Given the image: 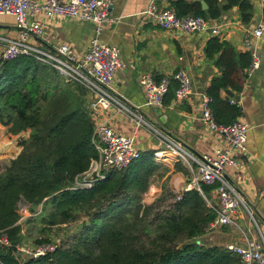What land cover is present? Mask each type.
<instances>
[{
    "label": "trees",
    "instance_id": "16d2710c",
    "mask_svg": "<svg viewBox=\"0 0 264 264\" xmlns=\"http://www.w3.org/2000/svg\"><path fill=\"white\" fill-rule=\"evenodd\" d=\"M167 1L178 16L210 19L237 6L245 23L253 9L249 0H204L205 10L200 0ZM205 54L217 55L221 71L206 90L208 106L216 124L229 125L240 116V107L221 92L241 91L250 52H237L231 43L212 37ZM89 104L82 84L66 80L34 56L20 54L0 64V123L12 135L27 134L19 154L0 170V235L8 241L0 243V264H242L226 246L200 239L216 216L214 205L207 203L216 184L173 195V204L160 212H154L153 203L143 204L151 177L162 167L154 152L141 153L121 170H108L89 188L74 187L98 156ZM21 201L30 212L41 206L37 216L43 224L67 223L80 215L88 219L67 244L40 256L22 255L17 250Z\"/></svg>",
    "mask_w": 264,
    "mask_h": 264
},
{
    "label": "crops",
    "instance_id": "0c3cea01",
    "mask_svg": "<svg viewBox=\"0 0 264 264\" xmlns=\"http://www.w3.org/2000/svg\"><path fill=\"white\" fill-rule=\"evenodd\" d=\"M150 1H112L109 11L116 20L104 26L100 34L101 40L120 50L124 64L115 75L112 89L127 107L140 114L152 128L183 144L193 158L213 156L216 148L225 146L223 136L210 131L200 119L202 100L207 96L206 90L211 80L221 74L215 64L217 55L207 57L205 54L208 40L217 37L220 41L231 43L237 52L255 50L260 56L261 66L250 77L243 70L240 92L227 88L239 96L238 101L225 92L227 89L221 92L223 98L229 97L230 102L233 101L231 103L236 102L240 107L241 114L237 119L248 124L247 152H234L238 164L225 166L224 175L243 197L252 211L253 219L242 208L233 215L234 223L216 225L200 239L209 240H206L207 245L227 246L244 244L246 236L264 243V0H249L253 9L248 23L241 20L237 6L217 18H207L209 24L219 26V35H213L209 30L185 33L163 29L144 14ZM153 1L159 8H170L167 0ZM205 4L207 9L208 4ZM37 18L44 26L46 39H31V43L48 52H52L60 43L70 45L78 54L86 50L93 35L92 23L73 18H46L42 14H38ZM259 26L263 30L261 37H252V31ZM15 35V18L0 14V36ZM179 69H186L189 73L193 93L181 101L177 100L174 95L176 86L172 82L173 88L169 93L167 90L162 106L147 105L139 77L149 73L158 80ZM99 119L108 121L120 133L133 135L140 153H152L164 147L153 129L136 126L125 114L117 112L113 107L101 110ZM26 136V132L12 135L7 126L0 123L1 166L19 154V143ZM171 161L163 165L168 169L164 176L153 175L151 178L156 181L149 186L148 194H152L153 198L159 194L164 182L168 183L171 191L180 193V190L185 191L190 181L189 166L181 160ZM155 162L162 163L157 160ZM189 164L196 168L194 159L189 158ZM210 200L217 206L214 189L210 192Z\"/></svg>",
    "mask_w": 264,
    "mask_h": 264
},
{
    "label": "built area",
    "instance_id": "2783aa9c",
    "mask_svg": "<svg viewBox=\"0 0 264 264\" xmlns=\"http://www.w3.org/2000/svg\"><path fill=\"white\" fill-rule=\"evenodd\" d=\"M112 1L0 0V14L13 16L16 29L15 36H0V64L20 54L34 56L37 60L53 66L66 80H74L82 84L90 96L89 110L94 124L93 143L98 156L91 159L87 170L76 179L74 187L89 188L95 181L103 179L106 171L121 170L141 155L133 135L120 133L108 121L99 119L101 110L113 107L117 112L125 114L136 126H146L155 131L164 145L162 149L153 153L155 160L162 163H169L171 159L181 160L189 166L191 176L185 190L195 188L201 192V184H216L214 190L217 206H211L216 216L209 225L210 229L216 225L234 223L233 215L242 208L253 219L252 211L247 207L243 197L224 175L225 166L238 164L234 152H247L248 124L245 121L236 119L229 125L216 124L208 106L209 99L205 96L202 100L200 119L210 131L218 132L223 136L225 146L216 148L213 156L203 155L195 159L183 144L152 128L140 114L127 107L114 93L112 84L115 75L124 64L120 57V50L100 38L103 27L116 20L109 11ZM38 14L46 18H73L77 21L92 23L93 35L86 50L78 54L70 45L60 43L52 52H48L31 43V39L40 41L46 39L44 26L37 18ZM144 14L166 30L185 33L209 30L213 35L220 33L219 26L209 24L205 17L193 14L178 16L171 8H159L153 0L149 2ZM262 31V27L259 26L252 31L251 35L254 38H260ZM250 55V62L245 68L247 77L261 66L259 54L255 50H250ZM172 81L176 83L174 95L177 100L181 101L193 93L192 79L186 69H179L158 80L152 74H142L139 77V83L143 88L145 103L149 106H162ZM189 158L196 161V168L190 166ZM0 243L8 244L5 235H0ZM59 244V242L45 244L30 255L40 256L47 251L55 250ZM18 246L20 245H17L19 251ZM226 247L240 257L242 264H264V243L255 238L245 236L244 244L234 243Z\"/></svg>",
    "mask_w": 264,
    "mask_h": 264
},
{
    "label": "rangeland",
    "instance_id": "374dc122",
    "mask_svg": "<svg viewBox=\"0 0 264 264\" xmlns=\"http://www.w3.org/2000/svg\"><path fill=\"white\" fill-rule=\"evenodd\" d=\"M169 162L171 163L172 161L170 160ZM160 164H162V167L154 174L158 177L164 176L168 171L167 167L163 166L167 163ZM3 167H5V165H0V168ZM155 182V180H151L150 185ZM181 192L182 190H180V193ZM148 193L149 189L143 194L142 202L143 204L153 203L154 212H160L168 209L175 200V198L172 196L180 194L171 191V187L168 186L167 182H164L162 184L161 191L154 198L152 194L149 195ZM207 203H211L213 205L215 204L213 200H207ZM40 209L41 206H38L36 212H30L29 205L27 203H25L24 201H21L19 203L20 219L18 223H20L21 227V241L18 248L19 251H21L22 255L33 254L34 251H36L39 247L44 246L45 244H55L58 242L67 244L71 237L82 230L83 221H86L88 219L86 216L80 215L79 218L68 221L67 223L47 225L43 224V222L41 223L40 219L37 216L40 213ZM43 239H47L48 241H41ZM206 240L204 239L202 242L207 243ZM207 241L209 242V240Z\"/></svg>",
    "mask_w": 264,
    "mask_h": 264
},
{
    "label": "water",
    "instance_id": "95a60500",
    "mask_svg": "<svg viewBox=\"0 0 264 264\" xmlns=\"http://www.w3.org/2000/svg\"><path fill=\"white\" fill-rule=\"evenodd\" d=\"M201 4H202V9H206V4L203 0H201ZM225 92L232 98H234L236 101L239 100V96L238 95H235L233 94V92H231L230 90H225Z\"/></svg>",
    "mask_w": 264,
    "mask_h": 264
}]
</instances>
